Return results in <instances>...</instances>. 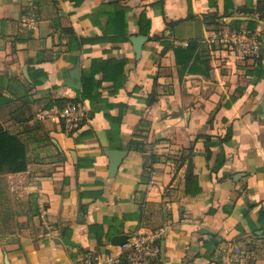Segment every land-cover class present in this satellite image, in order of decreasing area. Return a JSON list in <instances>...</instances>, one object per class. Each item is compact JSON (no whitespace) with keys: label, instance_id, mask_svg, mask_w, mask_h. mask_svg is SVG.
Here are the masks:
<instances>
[{"label":"crops","instance_id":"0c3cea01","mask_svg":"<svg viewBox=\"0 0 264 264\" xmlns=\"http://www.w3.org/2000/svg\"><path fill=\"white\" fill-rule=\"evenodd\" d=\"M36 29L26 19L30 7ZM264 0H0V128L27 151L0 264H77L163 228L156 264H264ZM189 49L180 57L175 49ZM76 104L73 132L39 123ZM107 151H125L111 173ZM44 215V218H42Z\"/></svg>","mask_w":264,"mask_h":264},{"label":"built area","instance_id":"2783aa9c","mask_svg":"<svg viewBox=\"0 0 264 264\" xmlns=\"http://www.w3.org/2000/svg\"><path fill=\"white\" fill-rule=\"evenodd\" d=\"M25 17L32 29H36L39 23L36 8L30 7ZM261 22L263 29L252 32L214 31L206 42L214 46H229L243 59L256 58L261 54L264 43V19ZM83 116L79 107L70 103L60 107L48 106L36 114L35 120L41 124L60 125L73 132L80 126ZM164 235L165 230L159 228L131 236L125 244L117 247L116 252L90 251L77 264H156L160 260V241ZM262 242L264 244V235Z\"/></svg>","mask_w":264,"mask_h":264},{"label":"rangeland","instance_id":"374dc122","mask_svg":"<svg viewBox=\"0 0 264 264\" xmlns=\"http://www.w3.org/2000/svg\"><path fill=\"white\" fill-rule=\"evenodd\" d=\"M4 172L0 175V245L7 243L19 228L17 218L25 212L24 190L13 188L22 180L12 178Z\"/></svg>","mask_w":264,"mask_h":264},{"label":"trees","instance_id":"16d2710c","mask_svg":"<svg viewBox=\"0 0 264 264\" xmlns=\"http://www.w3.org/2000/svg\"><path fill=\"white\" fill-rule=\"evenodd\" d=\"M264 19V10L261 20ZM177 60L180 57L191 58L189 49L176 48ZM27 169V151L25 144L16 136L0 128V175L4 172L19 174Z\"/></svg>","mask_w":264,"mask_h":264},{"label":"water","instance_id":"95a60500","mask_svg":"<svg viewBox=\"0 0 264 264\" xmlns=\"http://www.w3.org/2000/svg\"><path fill=\"white\" fill-rule=\"evenodd\" d=\"M127 152L125 151H107V155L111 157V173H116L118 170V167L123 159V157L126 155ZM127 236L123 234V232H120L118 236H115L112 239V245L113 246H122L125 244L127 240Z\"/></svg>","mask_w":264,"mask_h":264}]
</instances>
